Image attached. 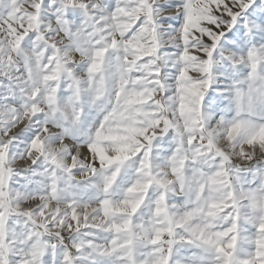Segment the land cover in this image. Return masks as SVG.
<instances>
[{"label": "snow or ice", "instance_id": "1", "mask_svg": "<svg viewBox=\"0 0 264 264\" xmlns=\"http://www.w3.org/2000/svg\"><path fill=\"white\" fill-rule=\"evenodd\" d=\"M0 264H264V0H0Z\"/></svg>", "mask_w": 264, "mask_h": 264}]
</instances>
